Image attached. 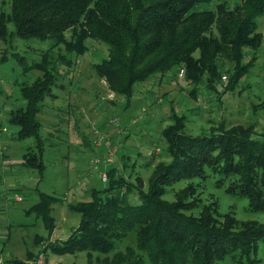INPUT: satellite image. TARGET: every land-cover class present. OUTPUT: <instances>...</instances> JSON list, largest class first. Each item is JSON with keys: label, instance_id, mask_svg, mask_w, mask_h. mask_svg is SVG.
I'll return each instance as SVG.
<instances>
[{"label": "rangeland", "instance_id": "1", "mask_svg": "<svg viewBox=\"0 0 264 264\" xmlns=\"http://www.w3.org/2000/svg\"><path fill=\"white\" fill-rule=\"evenodd\" d=\"M245 1L214 0L191 11H208L219 18V7L234 10ZM12 2L0 0V15L6 18L9 31L14 30L9 19ZM262 10L255 20L259 47L245 50L253 57L247 64L249 70L240 76L234 90L226 91L216 86L217 80L210 77V62L203 57L206 53L216 63L231 64L225 54L229 46L211 42V37L220 36L217 23L193 53L194 71L200 75L197 82L187 78L189 66L184 63L170 73L137 82L131 96L107 90V83L96 74L95 65L108 54L109 47L103 42L89 39L88 51L71 68L65 67V45L60 40L64 36L73 40L74 32L81 30L79 26L45 40L0 36V259L4 264H14L5 260L11 258L35 264L41 255L46 264H102L105 256L88 250L57 253L49 249L51 254H47L49 245L66 237L80 223L81 216L70 211L68 205L82 199L94 201L92 191L105 184L102 173L106 172L109 180L107 171L111 168L118 169L116 176H125L134 187L148 192L175 160L172 151L177 146L165 137L169 133L219 139L236 130L246 139H264V7ZM183 69L185 73L181 75ZM49 75L57 83L52 94L42 100V110L37 115L42 123L40 144L46 150L44 166L39 167L38 140L18 138V127L9 120L12 111L26 105L22 87H33ZM227 81L228 75L223 72L220 83L226 85ZM222 127L221 135L218 131ZM220 145L221 149L216 147L201 161L202 156L195 155L198 148L191 150L182 144L179 161L191 172L186 176L180 172L169 174L162 187L163 199L183 205L184 213L194 219L245 235L243 248L222 261L216 258L214 264H264V235L259 234L264 233V211L252 209L239 188L244 155L232 154L231 175H226L229 170L223 157L224 144ZM25 153L37 158L34 162L26 160ZM109 154L108 164L101 161ZM96 157L101 162L91 165ZM254 172L259 186L264 170L258 167ZM41 194L59 198L50 205L53 233L48 232L35 209ZM37 247L42 248L41 252L36 256L31 253L28 258L27 252Z\"/></svg>", "mask_w": 264, "mask_h": 264}, {"label": "trees", "instance_id": "2", "mask_svg": "<svg viewBox=\"0 0 264 264\" xmlns=\"http://www.w3.org/2000/svg\"><path fill=\"white\" fill-rule=\"evenodd\" d=\"M213 1L13 0L9 19H12L14 30H8L6 18L0 15V36L45 40L52 34H64L79 26L81 30L74 32L73 40L68 41L65 36L60 40L65 45V67L71 68L75 60L88 51L86 42L89 39L103 42L109 47L108 54L95 65L96 74L107 83V90L131 96L137 82L148 81L159 73H170L184 63L189 66L187 78L197 82L200 75L195 72L193 53L217 23L220 36L219 39L211 37V42L229 46L225 54L231 59L233 69L228 63V66L216 63L206 53L203 57L210 62L208 66L213 69L210 77L217 80L216 86H222L225 91L227 88L234 90L253 58L246 53V48L259 47L260 34L255 30V20L263 12L264 0H246L234 10L219 7V18L208 11H191ZM223 72L228 75L226 85L220 83ZM44 80L33 87H22L21 95L26 105L12 111L9 120L18 127V138L38 140L39 167L44 166L45 150L40 144L42 123L37 115L42 110V100L46 94H52L57 83L52 75ZM223 128L218 131L221 135ZM165 137L171 145L177 146V150L172 151L175 160L167 165L166 173L154 180L148 192L134 187L125 176H116V167L108 169V182L92 191L94 201L82 199L68 205L70 211L81 216L80 223L66 240L50 243L48 249L57 253L75 249L98 252L105 256L102 264H214L216 258L222 261L243 248L245 235L215 228L186 215L183 205L163 199L162 187L170 178L169 174L180 172L186 176L191 172L179 161L182 144L191 150L198 148L195 155L202 156L201 161L224 144L223 157L229 170L225 174L231 175L233 163L229 159L232 154L244 155L239 168L240 192L248 198L252 209L264 211V178L258 186L254 172L258 167L264 170V139H246L236 130L219 139H195L179 132ZM35 158L27 153L24 157L33 162ZM39 198L35 209L42 215L48 232L53 233L50 205L59 198L44 194ZM14 264L24 263L16 260Z\"/></svg>", "mask_w": 264, "mask_h": 264}, {"label": "built area", "instance_id": "3", "mask_svg": "<svg viewBox=\"0 0 264 264\" xmlns=\"http://www.w3.org/2000/svg\"><path fill=\"white\" fill-rule=\"evenodd\" d=\"M183 74H184V70H181V75H183ZM101 161H105V163L108 164L107 162L111 161L110 154L105 156V158ZM101 161H100V158L96 157V158L92 159L90 163H91V165H96V164H99ZM101 180H102V182L107 183L108 176H107L106 172L101 174ZM19 200H21V198H19ZM0 264H4L2 259H0ZM35 264H46L45 257H43L41 255Z\"/></svg>", "mask_w": 264, "mask_h": 264}, {"label": "crops", "instance_id": "4", "mask_svg": "<svg viewBox=\"0 0 264 264\" xmlns=\"http://www.w3.org/2000/svg\"><path fill=\"white\" fill-rule=\"evenodd\" d=\"M29 138H30V137H29ZM33 148H34V147H33ZM45 151H46V150H45ZM25 154H26V153H25ZM25 154L23 155L24 157H25ZM22 160H23V158H22ZM79 178H80V176H79ZM84 190H85V189H84ZM46 194H47V193H46ZM80 196H81V195H80ZM73 198L76 199V198H77V195H74ZM66 203H67V202H66ZM76 227H77V226H76ZM76 227H74L73 230L76 229ZM73 230H71V233L68 234L66 237H64V238H63V237H60L61 239L58 240V241L66 240V239L72 234ZM52 236H53V235H52ZM58 241H57V242H58ZM39 248H40V247H37L35 250H30V251H28V252H27L28 255H29L28 258L30 257V254H31V253L34 254L35 256L38 255L39 252H41V249H42V248H40V249H39ZM49 252H51V250L48 249V251H47V254H48V255L51 254V253L49 254ZM0 253L2 254V252H0ZM1 254H0V258L2 257ZM26 257H27V256H26ZM5 260H9V261H12V262L14 263V261H16V260H20V259H19V258H11V259H5ZM21 260H25V259H21ZM25 261L28 262L27 260H25Z\"/></svg>", "mask_w": 264, "mask_h": 264}]
</instances>
